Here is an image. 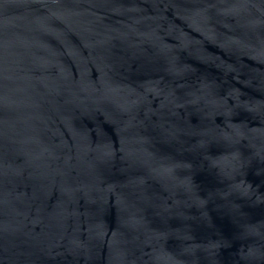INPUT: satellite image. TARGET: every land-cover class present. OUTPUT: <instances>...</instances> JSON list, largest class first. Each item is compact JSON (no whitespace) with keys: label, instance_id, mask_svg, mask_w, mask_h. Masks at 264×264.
Masks as SVG:
<instances>
[{"label":"water","instance_id":"95a60500","mask_svg":"<svg viewBox=\"0 0 264 264\" xmlns=\"http://www.w3.org/2000/svg\"><path fill=\"white\" fill-rule=\"evenodd\" d=\"M0 264H264V0H0Z\"/></svg>","mask_w":264,"mask_h":264}]
</instances>
